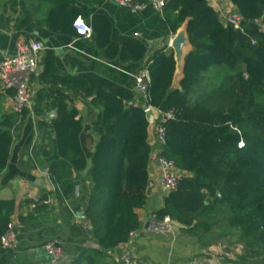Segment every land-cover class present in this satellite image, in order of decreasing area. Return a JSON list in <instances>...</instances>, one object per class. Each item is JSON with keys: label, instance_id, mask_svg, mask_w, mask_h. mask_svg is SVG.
Wrapping results in <instances>:
<instances>
[{"label": "trees", "instance_id": "16d2710c", "mask_svg": "<svg viewBox=\"0 0 264 264\" xmlns=\"http://www.w3.org/2000/svg\"><path fill=\"white\" fill-rule=\"evenodd\" d=\"M45 1L50 6L45 20L49 29L79 36L74 23L80 10L60 0ZM211 1L167 0L164 6L168 34L175 36L189 20L193 50L180 87H174L171 49L158 50L147 67L146 103L174 115L162 125L161 157L180 173L156 217L169 216L183 234L202 240L222 220L227 234L241 238L250 251L232 264H264V0H230L242 18L241 30L225 25ZM91 27L106 59L145 58L147 47L141 41L132 39L122 46L113 42L108 17L96 15ZM39 65L42 72L31 75L30 82L44 87L38 101L58 110L52 124L60 160L51 164L49 174L64 197L74 194L75 178L88 168L80 138L84 120L64 97L47 88L81 95L102 109L107 129L87 176L92 189L86 217L98 247L84 251L74 264H107L108 254L140 227L136 210L147 204L153 145L148 141L146 104L128 107L105 88L94 89L84 78L63 75L54 51H45ZM5 92L15 97V89ZM29 115V108L4 114L0 99V176L9 163L14 132ZM15 210V200L0 199V240L12 230Z\"/></svg>", "mask_w": 264, "mask_h": 264}, {"label": "crops", "instance_id": "0c3cea01", "mask_svg": "<svg viewBox=\"0 0 264 264\" xmlns=\"http://www.w3.org/2000/svg\"><path fill=\"white\" fill-rule=\"evenodd\" d=\"M60 1L77 7L80 15L76 20H84L91 26L96 15L108 17L112 22L113 42L122 46L137 39L147 47L145 58L139 62H123L120 57L108 60L105 51L96 46L94 33L86 38L51 31L45 23L50 11L45 0H0V62L5 55L14 54L20 43L40 41L44 45L41 56L47 50L54 51L63 75L84 78L94 89L105 88L123 99L128 107L141 102L147 104L137 78L147 71L158 50H170L173 36L163 24V14L151 0H134L139 8L122 5L118 0ZM217 2V7L222 8L230 4V0ZM40 3L39 10H34ZM42 69L39 65L37 75ZM43 88L39 82L31 83L30 115L14 132L9 163L0 176V199L16 202L12 217L13 246L4 247L0 240V264H54L50 245L61 250L57 264H74L84 251L98 247L87 217L83 218L80 213L88 210L92 184L87 176L96 146L107 129L102 109L92 107L91 100L81 95L47 88L52 95L64 97L68 106L76 108L84 120L80 138L88 168L75 178V189L79 182L78 195L64 197L49 174L51 164L60 160L52 124L58 110L38 101V93ZM0 99L4 114L15 112L14 97L6 95L1 79ZM54 111L56 118L47 121ZM162 151L163 142L155 133L147 204L136 210L140 227L126 244L108 254L107 264H194L210 260V254L217 252L214 246L204 248L207 239L183 234L176 223L174 236L146 230L150 220L164 208L169 195L162 188L163 171L159 163ZM45 167L49 168L47 173H44Z\"/></svg>", "mask_w": 264, "mask_h": 264}, {"label": "built area", "instance_id": "2783aa9c", "mask_svg": "<svg viewBox=\"0 0 264 264\" xmlns=\"http://www.w3.org/2000/svg\"><path fill=\"white\" fill-rule=\"evenodd\" d=\"M122 5L135 6L134 0H118ZM167 0H151L154 7L163 14V9ZM211 3L217 7L219 4L217 0H212ZM219 12L221 19L225 25H232L236 29H242V18L235 10L232 13L226 12L225 8L221 6L216 8ZM74 28L79 36L91 38L93 36V29L84 20L78 19L74 23ZM44 50V45L40 41L30 40L28 42L20 43L14 54L5 55L0 62V79L5 90L15 89V112H22L23 109L29 108L32 103V90H31V75L37 72L39 68L41 52ZM150 81L148 71H145L143 75L137 78V84L140 91L145 95L147 100V88ZM152 107L146 104L145 109ZM172 112L163 113L160 111L157 120L156 133L158 138L164 142V128L163 123L166 120L173 118ZM243 145V142H242ZM159 163L162 167L163 178L162 188L170 194L176 187L180 173L178 172L175 164L166 160L163 157H159ZM86 216H83L85 218ZM146 230L148 232H154L157 234L175 235V226L172 219L169 216L163 219H158L156 216L150 220ZM14 242V234L12 230L1 238V243L4 247H12ZM48 249L52 255L53 263L57 264L60 260L61 250L55 245L48 246ZM215 261V257L213 258ZM212 260L204 262H198L194 264H213Z\"/></svg>", "mask_w": 264, "mask_h": 264}, {"label": "water", "instance_id": "95a60500", "mask_svg": "<svg viewBox=\"0 0 264 264\" xmlns=\"http://www.w3.org/2000/svg\"><path fill=\"white\" fill-rule=\"evenodd\" d=\"M235 9V8H234ZM188 23L189 20L186 21L183 26L177 31L175 36H173L170 40V49L174 53L175 61H176V72L174 76V87L179 88L180 87V81L184 77L185 73V63L186 58L190 54V52L193 50V46L190 42L189 33H188ZM60 53V51H58ZM39 71V68L37 69ZM160 111L155 107H150L146 110V116L147 120L149 122V143L151 145L155 142V133H156V127H157V120L159 117ZM56 112H52L47 118V121H51L54 118H56ZM48 167H45L44 173H47ZM183 175H187V173H183ZM79 190V182H76V189H75V195H78ZM221 196V194L219 193ZM81 216H86L85 212L80 213Z\"/></svg>", "mask_w": 264, "mask_h": 264}, {"label": "rangeland", "instance_id": "374dc122", "mask_svg": "<svg viewBox=\"0 0 264 264\" xmlns=\"http://www.w3.org/2000/svg\"><path fill=\"white\" fill-rule=\"evenodd\" d=\"M211 4L213 5L214 3ZM224 8L228 13L235 11L231 3L227 4V7ZM224 227L225 224L221 220L213 228L212 233L209 234L207 238L208 242L206 241L204 245V248L214 246L217 249L216 253L210 254V260L214 261L213 257H215V261L212 262L213 264H232L233 259L242 261L250 252L241 238L235 237V235L227 234Z\"/></svg>", "mask_w": 264, "mask_h": 264}]
</instances>
